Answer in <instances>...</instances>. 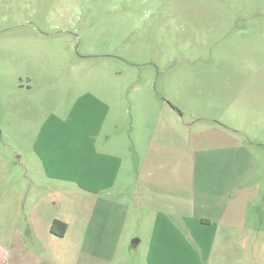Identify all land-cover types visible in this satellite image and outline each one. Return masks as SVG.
I'll return each instance as SVG.
<instances>
[{"label": "rangeland", "instance_id": "rangeland-1", "mask_svg": "<svg viewBox=\"0 0 264 264\" xmlns=\"http://www.w3.org/2000/svg\"><path fill=\"white\" fill-rule=\"evenodd\" d=\"M0 61L4 72L36 74L34 88L47 96L38 119L51 110L60 117L69 90L110 100L111 121L128 139L135 170L141 158L137 161L132 129L150 123L152 137L157 117L164 121V163L166 170L181 164L185 215L207 211L202 202L198 208L191 203V187L211 184L208 176L196 180L198 170L207 167V137L219 135L207 129L220 127L228 138L231 193L225 210L230 218H250L259 208L264 220L263 198L254 177L247 176L255 162L249 142H264V0H0ZM12 111L10 105L13 119ZM20 167L12 164V169ZM72 199L54 198L55 213L64 212L59 205ZM220 210L214 208L211 215ZM254 221L247 227L254 230ZM72 231L38 241V251L47 248L41 264L94 263L104 241H77ZM135 232L143 236L145 231ZM262 237L251 232L237 241L245 264H264Z\"/></svg>", "mask_w": 264, "mask_h": 264}, {"label": "crops", "instance_id": "crops-1", "mask_svg": "<svg viewBox=\"0 0 264 264\" xmlns=\"http://www.w3.org/2000/svg\"><path fill=\"white\" fill-rule=\"evenodd\" d=\"M2 66L0 61V121H5L0 131V264H41L47 248L38 251V241L64 238L72 230L77 241H104L102 249L96 248L93 264H245L237 241L251 232L264 239L259 208L254 211L258 216L250 218H230L225 210L231 193L228 138L220 127H208L219 135L207 137V167L198 170L197 180L194 177L198 184L208 176L211 184L191 187V203L198 208L202 202L207 211L185 215L181 164L167 169V174L164 163V121L157 117L152 137L150 123L132 129L137 161L141 158L135 170L128 139L118 135L111 121L110 100L92 91L69 90L62 115L51 110L40 120L39 106L47 96L34 88L36 74L7 73ZM249 143L255 148V162L247 176L254 177L264 212V142ZM18 163L22 167L12 169ZM63 196L73 199L59 205L64 212L55 213L53 200ZM212 207L222 210L211 215ZM254 218L258 226L253 230L247 222L255 223ZM55 220L66 225L63 236L51 232ZM71 223L77 227L71 228ZM135 229L144 230L143 236ZM76 249L82 252L78 244Z\"/></svg>", "mask_w": 264, "mask_h": 264}, {"label": "trees", "instance_id": "trees-1", "mask_svg": "<svg viewBox=\"0 0 264 264\" xmlns=\"http://www.w3.org/2000/svg\"><path fill=\"white\" fill-rule=\"evenodd\" d=\"M66 230V225L55 220L51 225V232L56 236H63Z\"/></svg>", "mask_w": 264, "mask_h": 264}]
</instances>
